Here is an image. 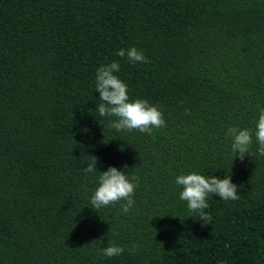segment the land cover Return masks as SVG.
Segmentation results:
<instances>
[{"label":"trees","instance_id":"obj_1","mask_svg":"<svg viewBox=\"0 0 264 264\" xmlns=\"http://www.w3.org/2000/svg\"><path fill=\"white\" fill-rule=\"evenodd\" d=\"M133 46L148 63L117 55ZM113 61L163 127L99 116L96 69ZM258 106L264 0H0V264H264V156L253 135L234 157L226 135L254 132ZM110 166L137 178L127 214L91 208ZM191 172L229 175L240 199L210 195L198 219L175 183Z\"/></svg>","mask_w":264,"mask_h":264},{"label":"clouds","instance_id":"obj_2","mask_svg":"<svg viewBox=\"0 0 264 264\" xmlns=\"http://www.w3.org/2000/svg\"><path fill=\"white\" fill-rule=\"evenodd\" d=\"M117 55L126 58L129 62L148 63V58L136 47L120 49ZM120 71V64L113 61L96 69L95 91L99 93L101 103L98 105L100 117H114L110 127L117 131L138 130L141 133L151 134L155 128L163 127L165 122L162 112L158 107L150 105L143 99L130 100L127 85L115 74ZM259 108V106H258ZM226 135L232 138V152L234 157L244 159L252 145L253 135L258 143V153L264 156V108H259V116L255 131L251 128L240 129L230 127ZM91 162L84 169L85 173L96 172L97 158L91 156ZM99 172V171H98ZM97 187L90 198L93 209H100L120 201L121 211L127 214L134 205L133 195L138 186L136 177H131L115 167H108L106 171L99 172ZM175 183L182 187L179 198L187 202V207L192 212H197L200 220L206 222L210 217L204 212L209 207L208 197L215 195L225 201L240 199L238 186L231 182L230 176L223 179L208 176L197 172L176 176ZM137 245H133L130 252H135ZM106 257L121 255L125 249L116 244L101 248Z\"/></svg>","mask_w":264,"mask_h":264}]
</instances>
